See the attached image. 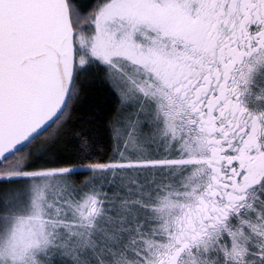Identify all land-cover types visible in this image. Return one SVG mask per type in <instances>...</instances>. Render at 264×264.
Wrapping results in <instances>:
<instances>
[{"label": "snow or ice", "instance_id": "1", "mask_svg": "<svg viewBox=\"0 0 264 264\" xmlns=\"http://www.w3.org/2000/svg\"><path fill=\"white\" fill-rule=\"evenodd\" d=\"M0 264H264V0H0Z\"/></svg>", "mask_w": 264, "mask_h": 264}]
</instances>
